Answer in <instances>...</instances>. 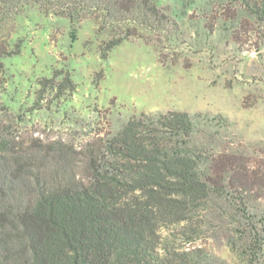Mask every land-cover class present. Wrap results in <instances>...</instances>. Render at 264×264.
<instances>
[{"label":"rangeland","instance_id":"374dc122","mask_svg":"<svg viewBox=\"0 0 264 264\" xmlns=\"http://www.w3.org/2000/svg\"><path fill=\"white\" fill-rule=\"evenodd\" d=\"M154 1L164 33L123 40L106 57L92 17L25 6L10 38L20 52L1 59L0 116L12 114L23 136L79 146L132 117L188 112L195 128L180 140L221 163L223 192L162 235L213 264H264V18L242 0Z\"/></svg>","mask_w":264,"mask_h":264},{"label":"trees","instance_id":"16d2710c","mask_svg":"<svg viewBox=\"0 0 264 264\" xmlns=\"http://www.w3.org/2000/svg\"><path fill=\"white\" fill-rule=\"evenodd\" d=\"M242 1L264 18V0ZM28 4L92 17L105 35L102 57L128 38L164 33L168 22L154 0H0V71L2 58L20 52L10 38ZM18 124L10 113L0 116V264H213L206 250L174 247L161 231L187 224L223 192L221 163L180 140L195 128L188 112L132 117L79 146L23 136Z\"/></svg>","mask_w":264,"mask_h":264}]
</instances>
